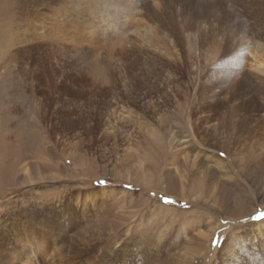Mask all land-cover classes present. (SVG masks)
<instances>
[{"label": "rangeland", "instance_id": "rangeland-1", "mask_svg": "<svg viewBox=\"0 0 264 264\" xmlns=\"http://www.w3.org/2000/svg\"><path fill=\"white\" fill-rule=\"evenodd\" d=\"M1 2L0 264H260L264 0Z\"/></svg>", "mask_w": 264, "mask_h": 264}, {"label": "bare ground", "instance_id": "bare-ground-1", "mask_svg": "<svg viewBox=\"0 0 264 264\" xmlns=\"http://www.w3.org/2000/svg\"><path fill=\"white\" fill-rule=\"evenodd\" d=\"M0 1H2V2H5V0H0ZM80 1H82L83 3L82 4H84L85 6H86V9H88L89 10V12H90V14H93L94 15V17L92 18V19H90L89 21H92L93 22V24H95V22L96 21H98V20H103V21H107V15H106V12L108 11H113V12H115V10H116V8L117 7H119V6H121V3L119 2V0H100V1H103L102 2V4L103 5H105V4H107L108 3V6H106L105 8H100V7H98L97 8V2L99 1V0H80ZM1 2V3H2ZM127 2V1H126ZM119 3H120V5H119ZM124 4V3H123ZM3 5V4H2ZM4 7L2 8V13L5 15V14H7L8 12H10V6L11 5H7V3L5 4V5H3ZM14 6H15V4H14ZM39 6H41V4L39 3ZM47 6V5H46ZM85 6H84V8H85ZM123 6V5H122ZM84 8L82 9L83 11H84ZM12 9H14V8H12ZM11 9V10H12ZM115 9V10H114ZM120 10V9H119ZM102 12V13H104V16H97L98 15V12ZM104 11H106V12H104ZM113 12H112V14H113ZM119 13V12H118ZM1 14V13H0ZM13 14V13H12ZM95 15H96V17H95ZM12 16V15H11ZM10 15H9V17H11ZM115 17V16H114ZM59 18V17H58ZM89 19V18H88ZM114 19H116V18H114ZM13 21V20H12ZM59 22H60V20H58ZM79 21V20H78ZM7 30L9 31V32H11V34H13V35H11V37L12 38H10L11 40V42L10 43H12V45H15V43H17L18 41H21L20 39H24V38H22V33L21 32H18L16 29H11V28H14V21L11 23V21H7ZM52 23V22H51ZM70 24V23H69ZM75 24V23H74ZM66 25H68V24H66ZM71 25V24H70ZM11 26V27H10ZM41 27V26H40ZM79 27V26H78ZM16 28V27H15ZM42 29H41V31H42V34L43 33H45L43 36H39V39H43V37L44 38H49V39H53V38H55L56 37V41L58 40V38L57 37H59V35H68L69 33H71L70 31H69V27L67 26V27H65V26H59L58 24L57 25H52V24H50V25H48V27H46L45 26V24H43V26L41 27ZM77 28V27H76ZM94 28H96L97 29V26H95V25H92L91 26V29L93 30ZM109 28H111V26H108V25H104V26H98V29L100 30V29H102V30H105V31H108V29ZM114 28V27H113ZM136 29H138L139 31H142V34H143V36H145V37H147L148 38V40L150 41V43H152L153 45H155V46H158V47H164V45H165V41L163 40V38H161L160 37V35H158L157 33H152L151 32V30L150 29H148V28H146V27H143V28H140V26H138V27H136ZM16 30V31H15ZM72 31V30H71ZM78 31V30H77ZM110 31V30H109ZM93 32V31H92ZM104 32V31H103ZM102 32V33H103ZM138 32V31H137ZM124 35V34H123ZM83 36V35H82ZM114 37V36H113ZM59 38H61V37H59ZM66 39V38H65ZM100 41H102V42H107V46H111V42H112V40L114 39V38H108L104 33H103V35L102 36H100ZM83 40V39H82ZM125 40V39H124ZM123 40V41H124ZM115 41H116V43L114 42V44H117V42L119 43V42H121L122 41V37L120 36V35H117L116 37H115ZM9 43V44H10ZM75 43H77V42H75ZM113 45V44H112ZM237 52H239V53H241V52H248V53H250L251 55H252V61H251V65H248L250 68H251V70H253L254 72H257L258 74H261V76H263L264 77V45H261V44H259V43H257L254 39H251L250 41H247V43L246 44H244V45H242V46H240L239 48H238V51ZM6 54V53H5ZM4 54V55H5ZM237 60H239V58L237 59ZM234 64H236V66H241V64H239V63H234ZM233 64V65H234ZM244 66V65H243ZM264 83V82H263ZM254 84V83H253ZM255 86V85H254ZM259 86V85H258ZM255 89V88H254ZM252 90V89H251ZM250 90V91H251ZM251 92H253V90L251 91ZM250 92V93H251ZM255 92V91H254ZM253 92V93H254ZM255 95L258 97V96H264V89L263 90H256V92H255ZM258 98H256V99H254L255 101H257V104H256V107H255V113H254V118L252 117V125H253V122L255 121V125L256 126H258L257 124H259V122L260 121H264V119H257V116L259 115V112L261 111H263V108L261 107V106H263V105H261V103H258V100H257ZM258 104H260L261 106H259ZM241 124V123H240ZM236 127V126H235ZM237 129V128H236ZM235 129V130H236ZM246 129H247V127H246V122L245 123H243L242 125H240V127L238 128V130L237 131H239V132H243V131H246ZM0 131H2V130H0ZM0 134H1V132H0ZM25 134V133H24ZM22 135V134H21ZM0 142H1V140H0ZM17 145H18V147L20 148V152H22V150H24V156H22L23 158L27 155V152H29V150H30V147H29V145H30V143L28 142V136L26 137V138H22V139H20V140H18V142H17ZM7 146V145H6ZM230 151L228 150V153H229ZM25 159V158H24ZM264 209V208H263ZM263 220H260V222H259V224H263ZM213 237V236H212ZM215 255H216V253H215ZM214 255V256H215ZM212 261V260H211ZM32 264H37V263H32ZM260 264H264V259H263V261L262 262H260Z\"/></svg>", "mask_w": 264, "mask_h": 264}, {"label": "snow or ice", "instance_id": "snow-or-ice-1", "mask_svg": "<svg viewBox=\"0 0 264 264\" xmlns=\"http://www.w3.org/2000/svg\"><path fill=\"white\" fill-rule=\"evenodd\" d=\"M165 202L170 203L171 201H168L167 198H166ZM258 215H264V213H259Z\"/></svg>", "mask_w": 264, "mask_h": 264}]
</instances>
